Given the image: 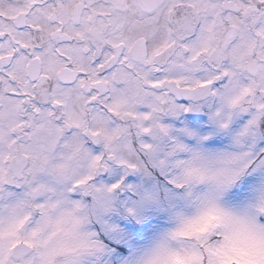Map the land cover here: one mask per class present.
Segmentation results:
<instances>
[{
  "label": "snow or ice",
  "instance_id": "obj_1",
  "mask_svg": "<svg viewBox=\"0 0 264 264\" xmlns=\"http://www.w3.org/2000/svg\"><path fill=\"white\" fill-rule=\"evenodd\" d=\"M0 264H264V0H0Z\"/></svg>",
  "mask_w": 264,
  "mask_h": 264
}]
</instances>
